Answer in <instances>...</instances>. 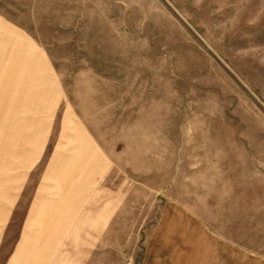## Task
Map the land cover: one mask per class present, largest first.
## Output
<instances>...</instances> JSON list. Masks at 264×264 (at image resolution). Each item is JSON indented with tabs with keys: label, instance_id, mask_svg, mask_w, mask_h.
Returning <instances> with one entry per match:
<instances>
[{
	"label": "rangeland",
	"instance_id": "obj_1",
	"mask_svg": "<svg viewBox=\"0 0 264 264\" xmlns=\"http://www.w3.org/2000/svg\"><path fill=\"white\" fill-rule=\"evenodd\" d=\"M0 264H264V0H0Z\"/></svg>",
	"mask_w": 264,
	"mask_h": 264
}]
</instances>
